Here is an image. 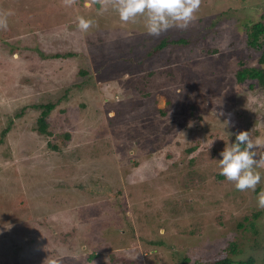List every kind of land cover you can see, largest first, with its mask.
<instances>
[{
  "label": "rangeland",
  "instance_id": "obj_1",
  "mask_svg": "<svg viewBox=\"0 0 264 264\" xmlns=\"http://www.w3.org/2000/svg\"><path fill=\"white\" fill-rule=\"evenodd\" d=\"M116 2L0 0V264H209L264 235V165L240 191L217 161L239 131L264 142L263 90L237 80L257 66L246 39L264 0H201L141 66L144 18L127 26Z\"/></svg>",
  "mask_w": 264,
  "mask_h": 264
},
{
  "label": "clouds",
  "instance_id": "obj_2",
  "mask_svg": "<svg viewBox=\"0 0 264 264\" xmlns=\"http://www.w3.org/2000/svg\"><path fill=\"white\" fill-rule=\"evenodd\" d=\"M201 0H117L113 5L121 21H134L138 16L144 18V25L149 35L159 36L170 27L184 28L193 19V14L199 9ZM8 13L0 14V28L7 27ZM77 28L87 32L93 25L92 19L78 16ZM225 121V126L228 124ZM250 131L235 133V139L228 141L219 153L218 166L220 174L228 181L234 182L237 190H255L261 180L258 170L264 165V158H257V149L262 140H255ZM232 133H228L230 137ZM258 206L264 208V190L258 195ZM47 264H61L55 257H47Z\"/></svg>",
  "mask_w": 264,
  "mask_h": 264
},
{
  "label": "trees",
  "instance_id": "obj_3",
  "mask_svg": "<svg viewBox=\"0 0 264 264\" xmlns=\"http://www.w3.org/2000/svg\"><path fill=\"white\" fill-rule=\"evenodd\" d=\"M95 6L99 8V3L97 1H93ZM136 22V21H133ZM132 21L128 22H123L127 26H129L127 23H133ZM144 23V20H143ZM134 24V23H133ZM247 26V25H245ZM134 33L132 36H140L141 38V46L140 48L144 50V54L140 55V59H137V65L141 66L145 61L150 60L151 58H154L156 53L159 52L160 50L164 48H168L169 45L173 44V40H171L170 33L167 30L162 37L155 36L156 41L154 39H151V44L148 45V40H146L149 37V34L146 31V28L144 25L141 23L136 22L134 24ZM249 27V26H247ZM246 28V27H245ZM152 36V35H150ZM154 37V36H152ZM263 40V43H260L259 40ZM247 45L250 49L256 51L259 55L258 61H257V66L251 67V68H244L242 70H239L237 73V80L238 82H245L246 80H249L253 83H257L258 86L263 90L264 93V22H256L255 24L252 25L250 28V31L247 33ZM183 43H186L187 41H182ZM129 55L131 56H136L131 54V48L136 47L133 43L129 42ZM111 54V53H110ZM138 57V56H136ZM132 61L136 60L132 57H130ZM86 72H82L81 74H85ZM55 108L53 104H46V105H41L40 109V115L39 118L37 119V124H38V130L41 133L47 134V118L52 112V110ZM5 134V133H4ZM70 136L69 134L65 135L64 139H69ZM146 190V188H144ZM108 190H106L107 192ZM122 190H119L117 193H115V197H120V194L122 193ZM111 192H109L107 195H110ZM175 200L173 204H175ZM178 205V212H182L183 209H185L188 205V201L184 200V204L177 202L176 206ZM186 206V207H184ZM122 208L121 205H119V208ZM264 211V210H263ZM179 212V213H180ZM260 212H257L254 217L256 218L257 216H260ZM126 218V216H123ZM250 226V229L253 230L254 234L255 232H258L257 229L255 228V225L253 221H250L248 223ZM240 227H243V225H239ZM255 240V239H254ZM152 242V241H151ZM151 242L148 241V244L150 245ZM161 243L160 241H154L151 245H157ZM250 246V247H249ZM248 248L250 250H247L248 248H244V250H241L239 246L237 247L234 244H230L227 249L221 251L217 255H215L214 260L212 263L209 264H264V235L263 237H260L259 232H258V238L256 241H252ZM249 251V255L246 260H243V254ZM233 257V258H232ZM237 258V259H236ZM181 262L184 264L188 263V259L182 258ZM203 264V263H199Z\"/></svg>",
  "mask_w": 264,
  "mask_h": 264
}]
</instances>
